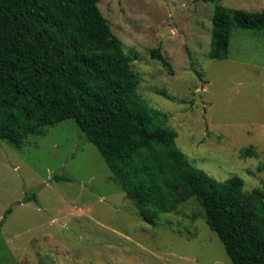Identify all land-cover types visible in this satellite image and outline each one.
<instances>
[{
    "label": "rangeland",
    "instance_id": "obj_1",
    "mask_svg": "<svg viewBox=\"0 0 264 264\" xmlns=\"http://www.w3.org/2000/svg\"><path fill=\"white\" fill-rule=\"evenodd\" d=\"M217 3L264 10V0H101L97 7L124 51L136 53L137 93L167 115L190 164L216 181L238 177L244 191L264 189V29L232 24L227 57L211 59ZM1 219L0 264H231L193 197L154 225L144 222L72 119L20 147L0 140Z\"/></svg>",
    "mask_w": 264,
    "mask_h": 264
},
{
    "label": "trees",
    "instance_id": "obj_2",
    "mask_svg": "<svg viewBox=\"0 0 264 264\" xmlns=\"http://www.w3.org/2000/svg\"><path fill=\"white\" fill-rule=\"evenodd\" d=\"M99 1L0 0V140L20 147L72 119L144 222L154 225L193 197L231 264H264V189L244 191L240 178L216 181L190 164L167 115L140 99L137 55L124 51ZM232 24L263 30L264 10L215 4L211 59L227 57ZM149 54L171 73L159 49Z\"/></svg>",
    "mask_w": 264,
    "mask_h": 264
}]
</instances>
